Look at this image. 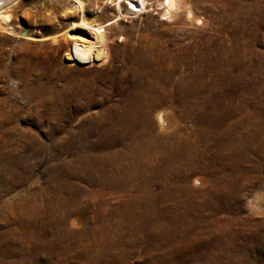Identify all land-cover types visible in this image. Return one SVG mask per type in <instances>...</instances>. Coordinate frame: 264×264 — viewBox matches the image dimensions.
Wrapping results in <instances>:
<instances>
[{"label":"rangeland","instance_id":"obj_1","mask_svg":"<svg viewBox=\"0 0 264 264\" xmlns=\"http://www.w3.org/2000/svg\"><path fill=\"white\" fill-rule=\"evenodd\" d=\"M34 1L36 0H22V3L31 4ZM95 1L102 8V1ZM231 1L233 0H225L226 3ZM260 1L264 3V0ZM188 2L198 15L208 21V24L199 27L200 24L186 23L183 16H180L178 19L183 24L182 28L188 31L197 29V26L198 29L209 27L216 18L217 10L224 7L225 3L223 0H188ZM12 3L13 0H0V264H185L187 262L194 264L193 257L195 256L207 257V264H215L216 261L211 258L212 255L205 254L207 253L205 247H209L208 244L212 242H217V234L213 232L218 229L219 224H223L229 230L234 228L238 238L244 234L249 236L257 229L264 232L262 228L264 212L247 209V198L253 197L254 194L257 195L260 192L264 200L262 184L264 150L260 153H250V158L230 154V160H227L225 167L226 170L228 169L226 174L236 178L239 196L230 194L227 207L221 211L223 213L219 211L218 216L216 211H212L209 206L212 205L214 199L207 196L204 191L206 184L202 180H206L207 175L199 168L190 170L189 186L192 190L202 191L203 194L194 196L183 193L178 196L180 199L174 195L162 203H154L151 208L155 210H152L155 212L153 216L155 221L164 220L160 213L161 207L170 208L174 205L178 208L180 206L179 209H183V214H186L183 216L189 218L185 222L182 221L180 228L173 225L174 228L166 230V227L158 228L157 226L154 234L160 237L162 243L150 251L146 250V245H148L149 232L153 226L143 224L140 226L141 230L135 232L130 226L129 217L133 218L136 225L140 217L133 215L132 211L126 217L119 216L122 205L127 200H130L133 206L137 205L136 207L146 209V204H148L146 191L137 186V192L127 190L121 192L122 194L118 193L113 186L110 188L104 186V182L98 180L99 175L89 176L90 174L82 168V162L74 163L76 161L74 158L82 154L83 140L94 141L101 135V128L103 129L107 123L120 118V107L122 108L123 98L128 94L126 80L121 78L120 58L126 55L128 48H134L137 44L145 45L150 38L156 39V35L160 39L166 38V35L170 33L172 21L161 19V15L156 13L157 10H153L151 6L147 7L145 11H149L150 15L141 12L140 16L124 19L120 26L115 28L116 33L121 34L116 37V42L119 43L118 51L113 53L116 66L92 65L83 62L78 64L73 62V64L72 59L66 54V41L77 36L81 44L87 39H93L91 34L75 24L70 28L67 26V30L65 26L68 19H64L65 16L62 14L56 19L44 21L38 25L24 16L20 8L22 3L17 7L15 5L8 7ZM107 4L110 5L112 2L108 0ZM10 8L12 13L9 12ZM105 13L104 18L112 16L109 8L105 9ZM261 16L262 14L260 16L258 14V20H261ZM65 29L69 33L67 35L69 40L62 37L63 39H60L62 45L59 47L56 42H50V39L41 40L40 38V35L45 33L64 36L65 31H62ZM13 30L20 33L14 34ZM187 40L183 36L179 44L184 45ZM233 41L243 47L242 54L245 63L253 61L255 55L252 56V54L264 51V23L258 34L247 27L244 32L235 36ZM169 46L172 47L171 43ZM233 46L229 47L230 54L234 50ZM71 50L73 53V44ZM174 110L164 116L168 121L173 117L175 123L163 128L162 132L166 135L177 134L179 137H185L192 145L195 143V135L192 132L195 130L200 134L202 126L193 121L188 108ZM197 111L194 114H198L199 111ZM242 116L244 117L241 113H236L227 118L222 129L227 128L228 131L233 129L230 125L238 123L243 118ZM259 116H254V119L257 123L262 122L264 129V115ZM153 118L155 120V117ZM126 134H129V131ZM198 138H200L197 140L198 144L205 141L203 137ZM113 150L118 153L125 151L126 158L110 161L106 159L109 162L105 170L109 167L121 170L123 166L131 165L130 157L134 155L135 148H129L126 140L116 144ZM145 151V154L140 158H135L136 161L132 164L133 171H135L132 172L133 177L130 179L133 183L136 179L137 182L147 179L148 172L141 170H143L142 167L145 168L144 161L147 160L148 155H155V151L154 149H150L149 152ZM257 158H263V162L255 163ZM61 160L70 165L73 177L65 180L66 183L60 181L62 188L58 195L50 186V180L53 166ZM233 168L236 171L231 174ZM249 169L254 171L250 173ZM161 182L163 179L160 177L158 181H154L150 186L152 193H158ZM257 201L260 203L261 200L257 199ZM236 204H241L239 212L232 208ZM199 207L205 208L200 209ZM193 213L195 217H191ZM168 215L165 217L166 223L169 221ZM51 219L57 221V226L52 223ZM58 220L61 221L60 225ZM48 222L52 224L46 225ZM35 225L38 233L34 235L35 232L31 230V226L35 227ZM62 229L70 234L56 238L54 231L62 232ZM207 235L213 238L208 240ZM164 236L168 241L164 240ZM18 237L20 240L17 241L20 242L15 241ZM135 239L136 242L133 241ZM7 251H9L8 254ZM164 255L165 258H163Z\"/></svg>","mask_w":264,"mask_h":264},{"label":"bare ground","instance_id":"obj_2","mask_svg":"<svg viewBox=\"0 0 264 264\" xmlns=\"http://www.w3.org/2000/svg\"><path fill=\"white\" fill-rule=\"evenodd\" d=\"M101 1L102 8L98 6L95 0H36L31 4H24L22 0H13V3L8 7L14 5L17 7L22 3L20 8L24 16L27 19L29 18V20L31 19L34 23H38V25H41L44 21L56 19L60 14L64 15V19H68L65 26L66 29L67 26L70 28V26L75 24L87 30L93 37L91 40L84 39L85 41L81 43L82 45L78 42L77 36L70 41H66V54L72 59V63L103 64L110 67L116 66L113 60V53L118 51L119 43L117 44L116 37L118 35L121 36V34L116 33L115 28L119 27L124 19L140 16L141 12L150 15L151 13L145 10L151 6L153 10H157L156 13L161 15V19L172 21L170 33L166 35V38L162 37L160 39L156 35V39L150 38V41H147L145 45L137 44L133 45L134 48H128V54L126 53L120 58L121 78H125L128 89V94L123 98V106L122 108L120 107V118L117 121L113 120L107 123L103 129L101 128V135L94 141L83 140L82 154L74 158L76 160L74 163L82 162V168L90 174L89 176L99 175L98 180L104 182V186L108 188L113 186L118 193L127 190H136L137 192V186L146 191L145 195L148 202L146 209L136 207L137 205L133 206L131 201L127 200L124 201L119 216L126 217L132 211L133 215L140 217L138 225L135 224L132 217H129L130 226L135 232L141 230L140 226L143 224L146 226L150 225V227L153 226L150 232L148 231L150 235L148 234V245H146V250L150 251L162 243L160 237L154 234L157 226L158 228L166 227V230H170L173 225L180 228L182 221L185 222L189 218L188 216L187 218L183 216L186 214H183V209H179L180 206L178 208V206L174 205L170 208L161 207L160 213L163 215L164 220L161 219V222L155 221L153 218L155 212H152L154 209L151 208L154 203H162L170 196L176 195L178 197L183 193H189L194 196H199L198 194L202 193V191L200 192L197 189L192 190L189 186L190 170L199 168L207 175V179L202 180L206 184L204 191H206L205 194L207 196L209 195L214 199L212 205L209 206L212 211H216L217 215L219 211L221 212L227 207L230 194L239 196L236 178L233 175L229 177L226 174L228 169L226 170L225 167L230 154L233 153L234 156L250 158V153H260L264 150L262 122L257 123L254 119V116L264 115V51L252 54V56L255 55L254 60L256 61L245 63V58L242 54L244 51L243 47L233 41L235 36H238L242 31L244 32L247 27L257 34L260 32L261 25L264 23V3H260V0H233L226 3L223 0L225 2L224 7L217 10L216 18L209 27L198 29L197 26V29L188 31L182 28L183 24L178 19L180 16H183L182 18H184L186 23L200 24L199 27L208 24L207 19L198 15L188 0H109L110 3L112 2L110 5L107 4L108 0ZM106 8H109L112 14L109 18H104ZM11 11L12 9L10 8L9 12L12 13ZM258 14L259 16L262 14L261 20H258ZM66 29L62 31H65L64 36L59 37L55 33H53L55 35L45 33L40 35V38L41 40L50 39V42H56L57 47H59L62 45L60 39L66 38V40H69L67 37L69 35L68 29ZM13 32L14 34L20 33L15 30ZM183 36L188 39L186 43L184 42L185 44L183 43L184 45L179 44ZM170 43L172 47H168ZM72 44L73 53L71 50ZM232 46L234 50L230 54L229 47ZM185 107L191 111L193 121L198 122L197 124L202 126L201 132L199 131L200 134L195 132V130L192 132L195 135V143L192 145L189 144L185 137H179L177 134L166 135V133L162 132L163 128L175 123L173 117L168 121L164 115L175 111L174 109L179 111ZM197 110L199 113L194 114ZM236 113H241L244 117L242 116L243 118L235 125L229 124L233 129H229V131L227 128L222 129L225 120ZM153 117H155V120ZM128 131L129 134H126ZM198 137H203L205 141L198 144L197 140L200 139ZM123 140L127 141L129 148H135L134 155L130 157L131 165L123 166L121 170L113 167L105 170L110 160L126 158L125 151L118 153L115 151L116 149L113 150L115 145L122 143ZM94 149L99 152H94ZM150 149H154L155 155H148L147 160L144 161L145 168L142 167L143 170H141L148 172L147 179L139 182L136 179L135 183H133L130 179L133 177L132 172L135 171H133L132 164L137 158L145 154V150L149 152ZM106 159H109V161ZM104 162L107 163L104 164ZM261 162H263V158L255 160V163ZM235 171L236 169L233 168L230 173H235ZM251 171L254 170H250V173ZM52 173L50 186L59 195L62 188L60 187V181L66 183L64 182L65 180L73 177V171L70 170L69 164L67 165L61 160L53 166ZM159 177L163 179V182L160 183L158 193L154 194L150 190V186L154 181H158ZM262 184L264 186V180ZM253 197L247 198V209L249 211L261 210L264 212L263 195L258 192ZM256 198L261 200L260 203H258ZM147 202L145 201V203ZM240 205L236 204L232 208L239 212ZM186 209L188 210V208ZM167 214H169L168 223L165 221ZM193 215L194 213L191 217H195ZM61 221L58 220L59 225ZM52 223L57 226L55 219L52 220ZM52 223L48 222L46 225ZM31 230L35 232L34 235L38 233L36 225L35 227L31 226ZM62 230V232L59 230L54 231L56 238L70 234L65 233L64 229ZM236 232L234 228L229 230L228 227L219 224L218 229L213 232L217 234V242L214 240L215 243L208 244L209 247H205L207 251L205 254H211V258L216 261L215 264H264V232L257 229L249 236L244 234L239 238ZM19 237L15 239L16 242H20L17 241L20 240L21 237ZM211 238L213 237H210V235L208 237L207 235L206 239L211 240ZM164 240H167L165 236ZM133 241L136 242V239ZM154 251L152 252L154 253ZM8 253L9 251H7ZM163 258H165V255ZM193 258L195 259V262L192 261L194 264H207V257L195 256ZM200 260L202 261L199 263ZM185 264H188V262Z\"/></svg>","mask_w":264,"mask_h":264}]
</instances>
